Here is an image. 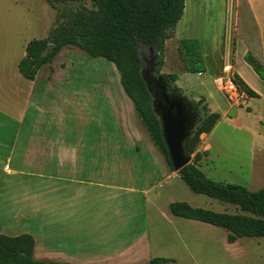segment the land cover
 <instances>
[{
	"label": "crops",
	"instance_id": "crops-1",
	"mask_svg": "<svg viewBox=\"0 0 264 264\" xmlns=\"http://www.w3.org/2000/svg\"><path fill=\"white\" fill-rule=\"evenodd\" d=\"M236 9L235 34L258 41L251 54L263 56L264 0H236ZM68 47L33 80L19 71L15 99L0 95V233L32 235L34 257L43 261L147 264L155 257L171 258L164 250L169 240L183 242L176 225L198 228L201 222L157 208V185L180 174L168 166L113 75L91 89L75 79ZM220 49L215 53L222 65L213 79L230 65L259 95L244 92L243 98L264 99L262 78L246 60L250 51L241 52L238 62L237 44L221 56ZM64 50L68 60L61 62ZM222 99L212 107L216 96L207 97L211 112L221 114L209 136L234 109ZM259 122L264 125V116ZM253 132L255 150L264 153L262 131ZM209 145L211 150L210 140Z\"/></svg>",
	"mask_w": 264,
	"mask_h": 264
},
{
	"label": "rangeland",
	"instance_id": "rangeland-1",
	"mask_svg": "<svg viewBox=\"0 0 264 264\" xmlns=\"http://www.w3.org/2000/svg\"><path fill=\"white\" fill-rule=\"evenodd\" d=\"M78 5L61 6L64 9L69 7L76 9ZM86 5L92 7L91 3ZM236 10V0H186L183 17L174 27L173 36L166 41L165 63L161 72L179 75L177 85L182 89L183 95L191 100H201L203 109L201 117L211 112L207 100L211 94L217 99V102L212 101V107L214 103L218 106L220 96L224 101L226 99L228 107H234L227 118H222L211 136L209 133L201 135V142L196 148V152H200L202 157L199 166L214 180L244 185L256 191L264 188V153L255 150L257 140L253 131L261 130L264 135V125L259 122L264 116V99L229 101L213 79L215 70L222 65V59L218 60V53H215L219 45L220 56L231 46L234 50L237 44L238 62L243 60L239 57L240 53L248 49L250 51L248 58L264 65V55L254 57L251 54L254 44L258 41L246 37L242 39L239 32L235 34ZM56 14L57 10L44 0H0V95L3 97L10 100L16 98V81L21 75L18 62L25 56L26 45L34 38H45L49 35L50 29L55 25ZM215 35L216 43L212 41ZM182 38H198L201 41L207 67V71L202 75L186 71L185 62L178 51V43ZM67 49H70L72 61L76 63L77 81H86L91 89L93 83L105 81L113 75L114 80L119 82L122 95L133 104L123 89L120 73L113 62L102 57H92L82 50L74 53L73 48ZM139 49L144 68L150 69L156 64L158 58L156 51L143 43ZM66 54L67 51L64 50L58 59L66 62L68 60ZM261 84L264 90V79L261 80ZM135 111L137 112L136 108ZM137 115L140 117L138 112ZM142 126L146 129L143 122ZM195 154H192V159ZM156 190L160 198L157 199L159 212L166 210L169 215L172 214L168 204L174 201H186L193 206L218 212L241 211L234 204L192 192L181 176L160 182ZM157 208L152 206L151 210L155 211ZM198 223V228L176 225L183 232V242L169 240L164 248L165 254L174 259L176 264H264V236L243 237L229 243L228 231L225 228ZM153 224L157 225L156 220H153ZM162 224L165 229L166 227L169 229L168 233H171L173 228L167 223L165 226V221H162ZM173 234L174 232L171 233Z\"/></svg>",
	"mask_w": 264,
	"mask_h": 264
},
{
	"label": "trees",
	"instance_id": "trees-1",
	"mask_svg": "<svg viewBox=\"0 0 264 264\" xmlns=\"http://www.w3.org/2000/svg\"><path fill=\"white\" fill-rule=\"evenodd\" d=\"M57 10L55 25L45 38H34L26 45V54L20 60L19 71L28 79H35L45 64L53 62L64 47L84 50L92 57H102L113 62L121 77L126 94L132 99L141 120L154 144L174 170L168 155L159 117L152 107V95L148 90L142 71L145 72L139 46L153 47L157 53L156 73L162 75L173 92L181 93L177 85V73H162L165 63L166 41L173 36V29L182 18L186 0H44ZM91 3L92 7L86 4ZM63 8L61 5L73 7ZM178 51L185 62L186 71H207L200 40L182 38ZM246 60L264 79V65L252 58ZM236 83L249 96H259L237 73ZM194 111L200 115L188 142V153L195 154L192 163L178 171L190 190L231 203L240 212L226 213L193 206L186 201L169 204L171 214L199 220L228 231L227 241L236 242L243 237L264 236V188L253 191L235 183L214 180L200 168L201 153L196 152L203 133H210L221 119L219 112L201 117V100L185 96ZM35 239L30 234L9 236L0 233V264H72L68 262L43 261L34 257ZM148 264H176L166 257L152 258Z\"/></svg>",
	"mask_w": 264,
	"mask_h": 264
},
{
	"label": "water",
	"instance_id": "water-1",
	"mask_svg": "<svg viewBox=\"0 0 264 264\" xmlns=\"http://www.w3.org/2000/svg\"><path fill=\"white\" fill-rule=\"evenodd\" d=\"M155 73L156 64L152 71L154 76ZM142 74L153 98V111L160 119L170 162L178 172L193 162L192 155L188 153V142L200 115L193 110L185 95L171 91L162 75L154 81V77H147L143 71Z\"/></svg>",
	"mask_w": 264,
	"mask_h": 264
},
{
	"label": "built area",
	"instance_id": "built-area-1",
	"mask_svg": "<svg viewBox=\"0 0 264 264\" xmlns=\"http://www.w3.org/2000/svg\"><path fill=\"white\" fill-rule=\"evenodd\" d=\"M215 83L229 101L238 102L240 99H244V91L236 83L230 65L224 66L222 74L215 78Z\"/></svg>",
	"mask_w": 264,
	"mask_h": 264
},
{
	"label": "flooded vegetation",
	"instance_id": "flooded-vegetation-1",
	"mask_svg": "<svg viewBox=\"0 0 264 264\" xmlns=\"http://www.w3.org/2000/svg\"><path fill=\"white\" fill-rule=\"evenodd\" d=\"M154 65H155V64H153V65L150 67V69H149V68H148V69H145L144 74H145L147 77H154V81H156V77L158 76V74L156 73L155 76L152 74V71H153ZM172 92H173V91H172ZM175 93H176V92H175Z\"/></svg>",
	"mask_w": 264,
	"mask_h": 264
}]
</instances>
